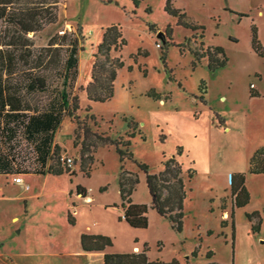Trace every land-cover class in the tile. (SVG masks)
<instances>
[{
    "label": "rangeland",
    "instance_id": "374dc122",
    "mask_svg": "<svg viewBox=\"0 0 264 264\" xmlns=\"http://www.w3.org/2000/svg\"><path fill=\"white\" fill-rule=\"evenodd\" d=\"M60 1L57 21L28 36L31 68L22 61L10 82L31 110L28 113L47 110L63 88L70 42L62 37L77 39L78 76L67 91L70 99L79 97L81 110L75 116L64 113L53 144L60 147L61 158L74 161L66 167L75 175H0V252L51 233L67 243L69 251H78L81 233L103 231L111 234L116 250L136 245L144 250L147 243L151 261L264 264V175L249 173L252 156L264 147V57L252 47L255 27L264 48V0ZM168 1L205 30L179 25L165 11ZM111 25H118L127 41L122 51L112 53L122 57L125 67L118 71L113 98L90 103L85 88L91 81L94 54L104 29ZM208 47L224 49L229 59L224 68L210 72L207 58L194 65L191 52ZM33 76L45 78L44 90L27 89ZM251 88L258 97H251ZM131 121L137 126L136 137L130 139L135 126ZM94 133L114 141L130 140L128 150L134 159L121 163L114 145L99 146L92 150L90 164L82 143L94 141ZM1 153L14 156L19 171L41 167L23 131L10 141L0 120ZM169 158H176L183 168L182 232L151 208L147 229L121 221L123 210L112 206L121 204L122 165L139 175L133 202L150 205L146 176L137 163L149 165L153 174ZM85 162L88 174L82 170ZM190 169L195 171L192 178ZM234 173H246L251 199L233 210ZM17 178H24V183L16 184ZM78 185L87 188L91 201L77 195ZM69 212L75 225L68 222ZM14 216L19 217L18 224L12 222ZM25 216L30 219L26 230ZM20 230L24 231L19 234Z\"/></svg>",
    "mask_w": 264,
    "mask_h": 264
},
{
    "label": "trees",
    "instance_id": "16d2710c",
    "mask_svg": "<svg viewBox=\"0 0 264 264\" xmlns=\"http://www.w3.org/2000/svg\"><path fill=\"white\" fill-rule=\"evenodd\" d=\"M60 0H0V120L3 123V131L8 132V139L12 141L18 132L22 130L27 140L34 145L37 158L41 165L33 172L19 171L15 168V157L8 153L0 154V175L12 176L16 174H38L61 176L63 174L75 175L61 160L60 147L54 144V135L58 130L61 120L66 112L69 116L81 110L80 99L74 96L70 99L67 91L68 86H72L78 76L77 59V39L69 38L70 49L68 57L64 63V75L62 77L63 88L58 94L57 102L52 104L47 110L42 112L28 113L31 111L22 102L15 84L10 79L21 70L23 61L26 69L30 66V43L28 36L41 31L45 26L57 21ZM165 11L167 14L176 17L178 24L192 31L205 30V28L189 19L186 13L180 9H174L168 1ZM245 15L240 14V17ZM6 25L5 28H2ZM172 29L169 28V33ZM52 44V45H56ZM127 45L122 29L118 25L106 27L103 31L102 40L94 54V64L92 67L91 81L85 88L87 99L90 103H106L110 101L115 93V81L118 71L125 67V61L121 56L113 57V52H120ZM183 47L182 44L179 45ZM252 47L255 52L264 57V48L258 41L257 29L252 27ZM181 51H183L181 49ZM26 52V53H25ZM24 53L25 59H20L19 55ZM194 56V65L202 59L207 58L208 69L216 72L228 64V57L221 47H208L203 50L191 52ZM23 58V57H22ZM163 58V57H162ZM131 69V68H129ZM31 70V69H30ZM32 76V75H30ZM28 90H44L46 80L43 77L33 76L27 82ZM206 87H205V92ZM251 97H258L251 88ZM90 111V107L87 108ZM129 138H135L134 131ZM131 125L128 126L131 128ZM95 140L82 143L83 154H87V160L91 164L93 156L92 150L99 146L114 145L120 162L134 159V153L128 150L131 141H114L109 136L93 134ZM126 148V149H124ZM181 149V147L179 148ZM178 155L181 153L178 152ZM49 162H51L49 164ZM87 163H82V170L86 171ZM138 168L146 176V184L151 197V204L134 203L132 196L140 183L138 173L128 171L122 165L119 175V193L121 204L112 207H120L123 210L124 220L136 229H147L149 226V208L171 223V227L177 231L183 230L184 201L186 199L185 184L183 180V168L176 158H169L162 163L163 169L158 173H150L149 165L137 163ZM192 178L195 171H188ZM249 173L254 175H264V147L254 153L250 160ZM77 195L86 198L88 190L82 185L77 186ZM231 195L233 198V210L246 206L250 199V193L246 187V173H234L231 177ZM254 214L253 216H256ZM252 218V216H249ZM68 222L75 225L74 217L69 212ZM260 223V221H259ZM232 226L235 228L232 216ZM81 247L85 252H103L107 248L114 247V242L109 236L101 234L83 233L80 237ZM148 245L144 244L142 252H122L105 253L104 264H181L174 259L171 262L151 261L148 257Z\"/></svg>",
    "mask_w": 264,
    "mask_h": 264
},
{
    "label": "crops",
    "instance_id": "0c3cea01",
    "mask_svg": "<svg viewBox=\"0 0 264 264\" xmlns=\"http://www.w3.org/2000/svg\"><path fill=\"white\" fill-rule=\"evenodd\" d=\"M23 183L24 178L23 182H16L19 185ZM29 221L28 216H25V224H27L25 225V230L28 227ZM12 222L18 224L20 222L19 217L14 216ZM23 231L20 230L18 233L21 234ZM91 234L111 236L110 233L103 231H94ZM47 236L44 239L41 237L32 238L19 245V248L16 250L7 249V251L0 252V264H104L105 253H132L142 252L143 250L140 245H136L130 250H116L114 246L107 248L103 252H85L83 249L69 251L67 243L60 242L57 238H54L53 233Z\"/></svg>",
    "mask_w": 264,
    "mask_h": 264
},
{
    "label": "built area",
    "instance_id": "2783aa9c",
    "mask_svg": "<svg viewBox=\"0 0 264 264\" xmlns=\"http://www.w3.org/2000/svg\"><path fill=\"white\" fill-rule=\"evenodd\" d=\"M160 46V45H159ZM61 160H62V162L65 164V165H67V166H72V164L74 163V161L72 160V159H63V158H61ZM23 181V179L22 178H17L16 179V182L17 183H21Z\"/></svg>",
    "mask_w": 264,
    "mask_h": 264
},
{
    "label": "bare ground",
    "instance_id": "6f19581e",
    "mask_svg": "<svg viewBox=\"0 0 264 264\" xmlns=\"http://www.w3.org/2000/svg\"><path fill=\"white\" fill-rule=\"evenodd\" d=\"M86 198H87L88 201H91V198H89V197H86Z\"/></svg>",
    "mask_w": 264,
    "mask_h": 264
}]
</instances>
